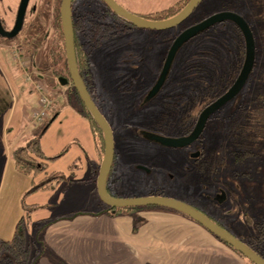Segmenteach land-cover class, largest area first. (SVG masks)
<instances>
[{"label":"rangeland","instance_id":"1","mask_svg":"<svg viewBox=\"0 0 264 264\" xmlns=\"http://www.w3.org/2000/svg\"><path fill=\"white\" fill-rule=\"evenodd\" d=\"M21 1L0 0V17L7 29L14 28ZM61 1L29 0L23 27L17 37L11 41L0 37L6 49L7 59L13 66L14 79L22 87L19 89L20 95L12 74L8 69L7 73L3 69L0 80V120L4 121L11 114V120L14 118V122L21 121L22 107L25 106L26 112L30 114L32 107L37 108L39 105V94L35 85L24 79V75H29L43 87L53 105L42 121L33 122V126L25 131L23 136L20 135L17 146L38 137L42 149L44 147L48 155L55 156L66 148L69 152L60 158L57 172L54 173L66 177L77 158L75 136L81 127L76 124V105L79 107V102L72 94L71 86L62 84L61 81V75L69 76L64 42L54 25V17ZM84 1L96 5L98 12L105 9L100 0H75L77 13ZM115 1L127 11L144 17L170 7L177 0ZM210 2L209 8L234 5L236 8L230 12L241 15L245 20L246 11L250 10L249 0ZM82 9L85 10L83 6ZM87 9L94 10L92 7ZM86 14L91 16L89 12ZM43 17L47 19L44 20ZM100 19L103 21L102 24L99 21L101 28L102 25L108 26L110 18L100 14L98 20ZM184 22L187 26H182V23L168 30L145 29L129 24V30L123 31L118 25L112 33L114 37L103 40V44L91 55L95 100L104 116L112 123L115 134L117 155L113 160L111 187L120 195L119 198L126 195H131L132 198L146 197L153 190L163 188L165 197L192 203L191 205H196L202 211L207 207L201 199L208 200L210 197L224 195L229 199L225 205L228 207V215L220 218L221 222L232 229L235 235L253 233L254 223L264 217V147L258 152L257 158L236 164L228 151L230 144L225 126L228 108L232 104L230 109L240 104L241 97L249 93L248 85L255 87L258 83L257 75L261 70L259 64L263 55L257 46L254 67L246 85L232 101L210 117L202 133L207 140L206 152H213L215 157L220 159L219 172L207 175L195 169L191 158L195 157L194 154L204 151L198 148V142L184 148H169L140 135L141 132L148 131L166 137L184 136L171 128L173 122L179 118L177 109L184 104V98H188L187 94L195 93V90L202 91L210 85L216 99L230 89L243 67L245 60L244 56H241V39L239 38L238 43L234 29L228 22L222 26L217 24L180 48L161 94L146 103L144 96L148 94L159 73L162 60L172 45L171 36L177 34L175 39L184 29L193 25L187 20ZM100 32L101 30L97 34L100 35ZM242 37L246 45L244 36ZM258 39L257 33L256 40ZM193 68L202 70L201 74ZM189 69L191 70L188 71ZM233 72L237 75L231 80ZM14 94L16 98L13 97ZM169 103L175 105L169 106ZM165 117L170 119V127L162 131L156 126L159 121L165 120ZM121 129L125 136L124 141L118 137ZM15 132L16 130L13 133ZM77 162L81 165V161ZM12 164L13 167L7 166L5 172L0 174V241L13 238L18 221L33 207L27 199L28 192L44 178L40 180L38 176L32 179L17 171L15 164ZM95 179L96 176H93V186H97ZM113 180L117 181L116 184H112ZM38 196H44V193H39ZM61 207L60 204L41 211L36 214V219H40V215H55ZM83 211L97 213L98 207L93 204ZM32 238L33 229L29 228L30 243Z\"/></svg>","mask_w":264,"mask_h":264},{"label":"crops","instance_id":"2","mask_svg":"<svg viewBox=\"0 0 264 264\" xmlns=\"http://www.w3.org/2000/svg\"><path fill=\"white\" fill-rule=\"evenodd\" d=\"M5 51L0 40V80L3 69L6 73L7 69L10 74L14 73ZM12 78L21 95L19 89L22 87L17 84L13 74ZM13 97L16 98V94ZM7 110L10 112L9 107ZM32 110L29 114L25 106L22 107L21 121L14 122V118L11 120V114L4 121L0 120V174L5 172L7 166L13 167L12 152L20 147L17 146L20 135L23 136L33 126L31 121L36 107H32ZM76 116V124L81 128L75 136V162L81 161V165L73 172L69 169L66 179L55 189L27 196L30 204L36 206L30 228L33 229L31 244L34 251L36 246L33 240L36 238L38 241L39 264H248L216 236L179 212L143 210L138 213L141 223H135L129 215L100 214L106 206L101 202L96 186L91 181L93 173L100 166L96 142L89 123L78 113ZM13 129L16 130L15 133ZM43 151L47 156H52L48 155L44 147ZM59 160L49 165L48 174L57 172ZM14 167L19 171L16 165ZM44 176L40 175V180ZM116 182L113 180L112 184ZM109 184L110 190L114 192L110 182ZM39 193H44V196H38ZM123 198L132 196L126 195ZM201 201L208 208L204 211L210 212L215 220L221 222L220 218L228 215V207L225 205L229 199L224 195ZM60 204L61 210L55 215H40V219H36V214ZM93 204L98 207L97 213L83 211ZM52 218L55 222L44 232H39V227Z\"/></svg>","mask_w":264,"mask_h":264},{"label":"trees","instance_id":"3","mask_svg":"<svg viewBox=\"0 0 264 264\" xmlns=\"http://www.w3.org/2000/svg\"><path fill=\"white\" fill-rule=\"evenodd\" d=\"M102 1V0H100ZM190 2V0H179L174 5L169 8L163 9L161 11L150 13L144 18L152 21H162L170 19L177 14H179ZM62 3V1H61ZM61 3L58 7V11L54 17V25L56 31L59 33L61 40L64 42L63 35V27H62V19H61ZM210 0H203V2L197 7L194 13L187 19L189 23L196 24L200 20H204L206 17L213 15L218 12L230 11L235 9L234 5H223L220 8H216L213 6L211 9L208 5H210ZM88 7H83L82 5L79 8V14L75 11V7H73V22H74V44H75V56L77 65L80 71L82 78H84L86 85L88 87V91L92 95L94 101L96 102V98L94 96L95 86L93 83V74L91 70V55L94 53L96 49H98L102 44L103 40L112 39L109 34V30L106 29L105 32L102 33V28L98 20V17L101 15L106 16V9L99 10L96 5H90L88 3ZM213 4V3H212ZM250 10L246 11V21L248 22L255 38L257 49L261 51V55L263 58L261 59V64L259 69H261L257 75V81L255 87L253 85H248V94L246 96L241 97L240 104H236L234 107L228 108L227 111V123H226V136L228 137L230 155L234 158V162L236 164L246 163L249 159L257 158L258 152L261 151L264 147V0H249ZM94 8V10H89L87 8ZM210 10V12H209ZM87 12L90 13L91 16H87ZM98 15V16H97ZM44 20L47 17H43ZM86 18H90L89 22L92 23V26H87L88 23ZM1 19V17H0ZM122 30H129V24H132L125 20L124 18H120ZM2 20V19H1ZM127 23V24H126ZM225 23V22H224ZM229 25L234 29V32L237 36V41L239 43V38L241 39V43L243 44L241 56H246V45L244 44V40L242 37L241 30L232 22H228ZM232 23V24H231ZM221 26L223 25L220 24ZM182 26H187V24H182ZM227 26V25H225ZM47 29H44L46 31ZM101 30L100 35L97 32ZM85 32H89L90 34H86ZM258 33L259 39L256 40V34ZM117 35V34H115ZM177 34H173L171 36V42H173L174 37ZM2 39L6 41H11L12 39H7L0 36ZM15 39V38H14ZM66 55V52H65ZM67 61V60H66ZM194 69V68H193ZM189 69L188 71H190ZM237 75V74H236ZM235 72L232 73V79L236 78ZM87 79V80H86ZM252 81V79H250ZM72 88V94L75 96L76 100L79 102V107L76 105V112L82 116L90 125L92 130L97 152L98 158L100 162L103 160L104 151H105V141L104 134L88 108L82 102L80 96L78 95L76 89L73 85H70ZM31 92V90H30ZM215 92H212L211 86L208 85L200 91L199 96L196 99L188 97L189 101H186L184 104L180 105L183 108H178V117L173 122V127L171 128L173 131L178 132L181 135H189L194 130L196 122L198 120L199 114L213 102ZM97 104V103H96ZM174 103H169V106H172ZM175 105V104H174ZM39 106V105H38ZM98 106V104H97ZM226 116V115H225ZM167 122H166V121ZM165 120H161L157 123L159 130L166 131L169 129L170 125L168 121L170 119L165 117ZM119 124V120L117 121ZM156 125V124H155ZM224 128V127H223ZM118 132V137L125 139L124 133H122L123 129ZM199 147L204 151L200 152V155L191 158L192 164L195 169L202 174L214 175L220 170L219 166V158H216L215 153L208 154L205 149V145H207V140L203 136L200 139ZM67 152L66 148L63 149L62 152L55 156H47L42 149L41 143L37 138H32L29 141L23 142L20 147L15 149L12 152V160L14 161L17 169L20 173L30 176L32 179L40 175H45L44 178L36 185H34L33 189L28 192L27 195L33 194L39 191H48L55 189L58 185H60L65 179V176L56 175V174H48V168L51 163L59 160L65 153ZM117 155V152H116ZM78 162H74L70 166V171L73 172L74 169L78 168ZM99 169L96 168V172L93 173V176H96L95 182L97 180V176L99 174ZM113 164L111 166L110 172L108 174L107 187L111 195L115 197H119L118 194L112 192L110 190L109 182L111 177V172L113 171ZM34 183V180H33ZM96 189V188H95ZM148 195L155 196H165L163 188H158L150 192ZM146 195V196H148ZM191 205V204H190ZM106 209L100 214H106L109 216H118V215H129L132 216L135 223H141L142 220L139 218L138 213L147 210V209H161V210H171L169 208L164 207H127V208H119L114 209L107 205ZM198 209V207L191 205ZM33 206L27 210L25 216H23L17 223L15 233L12 239L10 240H1L0 241V264H39V248L37 247L38 241L36 238L33 240L34 245L36 246V250L32 249V244L29 242V228L32 225V214L34 210ZM200 210V209H198ZM202 211V210H201ZM177 212V211H176ZM204 212L208 215L212 220H214L217 224L228 230L230 233L235 235L232 229L225 226L222 222L215 220L210 216V214ZM188 217V216H187ZM189 218V217H188ZM53 222L46 221L43 223L41 227H39V232H44ZM255 231L253 233H244L235 235L244 243H246L251 249H253L258 255L264 258V217L254 223ZM39 225H37L38 228ZM37 230V229H36ZM219 239V238H218ZM222 241L221 239H219ZM223 242V241H222ZM226 244L225 242H223ZM229 248H231L237 255L247 261L248 264H253L247 258H245L240 252H238L235 248L226 244ZM37 254V255H36Z\"/></svg>","mask_w":264,"mask_h":264},{"label":"water","instance_id":"4","mask_svg":"<svg viewBox=\"0 0 264 264\" xmlns=\"http://www.w3.org/2000/svg\"><path fill=\"white\" fill-rule=\"evenodd\" d=\"M29 0H22L14 28L12 31L7 32L4 30L0 20V35L7 39H13L16 37L23 27L24 17ZM74 0H62L61 3V19L63 27V35L65 41V52L70 73L71 81L74 84L76 91L78 92L82 102L88 108L89 112L101 128L104 134L105 151L104 157L101 162L99 174L97 178V192L101 201L114 209L127 208V207H164L175 211H178L207 229L217 238L221 239L226 244L235 248L245 258H247L253 264H264V258L258 255L253 249H251L246 243L240 240L238 237L230 233L228 230L217 224L208 215L202 211L196 209L188 203L179 201L173 198H167L162 196H146L138 198H118L112 196L107 188L108 174L110 172L113 160L115 157V140L112 127L103 113L96 105L92 95L88 91L87 87L83 83L75 56V44H74V30H73V11L72 4ZM114 13L135 26L152 29V30H168L175 28L176 26L184 23L197 9V7L203 2V0H190L187 6L176 16L162 21L148 20L142 16L133 14L122 6H120L115 0H103ZM224 22L234 23L242 32L246 42V58L241 69L239 76L230 89L214 103L207 106L199 115L196 126L191 134L182 137H166L153 135L150 139L155 140L165 147L169 148H184L191 146L202 135L207 121L210 117L232 101L244 88L247 80L253 70L256 56V43L254 34L248 24V22L241 15L223 11L215 13L199 23L185 29L181 34L177 36L171 45L167 54L164 66L162 68L160 77L156 84L153 86L149 99L154 97L163 86L175 56L179 49L188 41L196 37L198 34L210 29L211 27ZM62 84H67V80H62Z\"/></svg>","mask_w":264,"mask_h":264},{"label":"flooded vegetation","instance_id":"5","mask_svg":"<svg viewBox=\"0 0 264 264\" xmlns=\"http://www.w3.org/2000/svg\"><path fill=\"white\" fill-rule=\"evenodd\" d=\"M75 1V0H74ZM73 1V4H72V6H74L75 4V2ZM102 2L104 3V7H105V9L106 10H108L107 11V15H106V17H108V18H110L109 19V22H108V26H105V25H102V29H104L103 30V32H105L106 31V29L107 30H109L108 32H109V34H110V36L112 37V33H114V30H116V27H118V25H119V21H121V17L120 16H118V15H116L115 13H114V11H112L111 9H110V7L102 0ZM83 7H88V3L87 2H82V4H81ZM72 11H73V7H72ZM2 19V18H1ZM0 19V20H1ZM90 18H88L87 20L88 21H90L89 20ZM74 21V20H73ZM100 21V23L102 24L103 23V21L100 19V20H96V22H99ZM199 22H201V21H199ZM198 22V23H199ZM1 23H2V26H3V28H4V30L5 31H7V32H10V31H12V29H7L6 28V26H5V23H4V20L2 19L1 20ZM234 24V23H233ZM89 26H91L92 25V23H89L88 24ZM193 25H195V24H193ZM193 25H191V26H193ZM191 26H189V27H191ZM189 27H187V28H189ZM186 28V29H187ZM212 28V27H211ZM73 30H74V22H73ZM185 30V29H184ZM183 30V31H184ZM209 30V29H208ZM182 31V32H183ZM102 32V33H103ZM181 32V33H182ZM205 32V31H204ZM204 32H202V33H204ZM86 34H90L89 32H85ZM180 33V34H181ZM202 33H200V34H198L197 36H200ZM116 34V33H115ZM1 36V35H0ZM196 36V37H197ZM17 37V36H16ZM16 37H14V38H16ZM114 37V36H113ZM112 37V38H113ZM177 38V37H176ZM175 38V39H176ZM174 39V40H175ZM174 40H173V42H174ZM191 40H193V39H191ZM190 40V41H191ZM173 42H172V44H173ZM189 42V41H188ZM185 45V44H184ZM183 45V46H184ZM182 46V47H183ZM171 47V46H170ZM170 49V48H169ZM169 49H168V52H169ZM180 50V49H179ZM168 52L166 53V55H165V57L163 58V60H162V65H161V68L159 69V73H158V75H157V77H156V79H155V81L153 82V84L151 85V87H150V90H149V92H148V94H146L145 96H144V101L147 103V102H150V101H153L155 98H157L160 94H161V92H162V90H163V88L165 87V84L167 83V81H168V79H169V75H170V72H171V70H172V66H173V63H174V61H173V63H172V66H171V68H170V71H169V73H168V76H167V78H166V80H165V82H164V84H163V86L161 87V89H160V91L154 96V97H152V98H150L149 99V94L151 93V90H152V88H153V86L156 84V82L158 81V79H159V77H160V74H161V71H162V68H163V66H164V63H165V60H166V57H167V54H168ZM178 53V52H177ZM177 55V54H176ZM175 58H176V56H175ZM67 60V59H66ZM175 60V59H174ZM77 62V61H76ZM195 67V66H194ZM67 69H68V64H67ZM79 69V68H78ZM242 69V68H241ZM194 70H196L199 74H201L200 72H202V70H200V69H194ZM80 72V71H79ZM240 72H241V70H240ZM240 74V73H239ZM80 76H81V74H80ZM239 76V75H238ZM237 76V77H238ZM61 79L62 80H67V84H65V85H73V87H74V84H73V82L71 81V78H70V73H69V76H64V75H61ZM81 79H82V81H83V83L85 84V86L87 87V85H86V82H85V80H84V78H82V76H81ZM237 79V78H236ZM87 80V79H86ZM236 81V80H235ZM75 88V87H74ZM87 89H88V87H87ZM227 92V91H226ZM225 92V93H226ZM78 93V92H77ZM224 93V94H225ZM199 94H200V91H197V90H195V93H188L187 95H188V97L190 98V100H191V98L194 96V98L193 99H196L197 98V96H199ZM223 94V95H224ZM79 95V94H78ZM223 95H221V96H223ZM214 96H215V94H214ZM220 96V97H221ZM220 97H218V98H214L213 99V102L212 103H214L217 99H219ZM185 99V102L186 101H189V99L188 98H184ZM184 102V103H185ZM96 103V102H95ZM211 103V104H212ZM53 105V104H52ZM97 105V104H96ZM209 106V105H208ZM98 108L100 109V107L98 106ZM180 108H183V106H181ZM179 108V109H180ZM205 109V108H204ZM220 110V109H219ZM100 111L101 112H103L102 111V109H100ZM216 113V112H215ZM214 113V114H215ZM201 114V113H200ZM199 114V115H200ZM104 115V114H103ZM199 118V117H198ZM106 119H107V117H106ZM108 121H109V119H107ZM209 121V120H208ZM208 121H207V123H208ZM109 123H110V125H111V127H112V130H113V134H114V129H113V126H112V123L109 121ZM196 126V125H195ZM206 126H207V124H206ZM195 128V127H194ZM206 128V127H205ZM204 131H205V129H204ZM140 135L142 136V138H144V139H150V136H153V135H155V134H153V133H150V132H141L140 133ZM158 136H161V135H158ZM202 136V135H201ZM200 139H201V137L196 141V142H200ZM114 140H115V134H114ZM193 144H195V143H193ZM192 144V145H193ZM198 154L200 155V152L199 153H197V154H194L195 156H198ZM115 156H116V152H115ZM102 162V161H101ZM100 166H101V163H100ZM108 188V187H107ZM109 191V190H108ZM110 193V192H109ZM113 196V195H112ZM148 196H155V195H148ZM115 197V196H114ZM144 197V196H143ZM162 197H165V196H162ZM119 198V197H118ZM202 210V209H201ZM200 210V211H201ZM204 211V210H203ZM178 212V211H177ZM180 213V212H179ZM204 213V212H203ZM182 214V213H181ZM184 215V214H183ZM186 216V215H185ZM190 218V217H189ZM191 219V218H190ZM193 220V219H192ZM194 221V220H193ZM196 222V221H195ZM197 223V222H196ZM199 224V223H198ZM200 225V224H199ZM203 227V226H202ZM207 230V229H206ZM211 233V232H210ZM215 236V235H214Z\"/></svg>","mask_w":264,"mask_h":264},{"label":"built area","instance_id":"6","mask_svg":"<svg viewBox=\"0 0 264 264\" xmlns=\"http://www.w3.org/2000/svg\"><path fill=\"white\" fill-rule=\"evenodd\" d=\"M26 79L35 85L39 94V108L33 114V121H42L46 117L48 110L52 107V101L46 95L43 87L39 83L33 81L29 75L26 76Z\"/></svg>","mask_w":264,"mask_h":264}]
</instances>
